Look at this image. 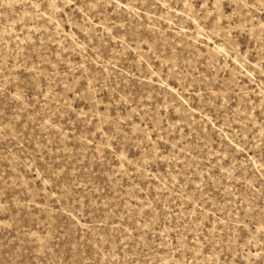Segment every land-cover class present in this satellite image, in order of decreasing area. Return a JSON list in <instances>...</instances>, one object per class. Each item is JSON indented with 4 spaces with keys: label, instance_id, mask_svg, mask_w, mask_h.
I'll use <instances>...</instances> for the list:
<instances>
[{
    "label": "rangeland",
    "instance_id": "374dc122",
    "mask_svg": "<svg viewBox=\"0 0 264 264\" xmlns=\"http://www.w3.org/2000/svg\"><path fill=\"white\" fill-rule=\"evenodd\" d=\"M0 264H264V0H0Z\"/></svg>",
    "mask_w": 264,
    "mask_h": 264
}]
</instances>
